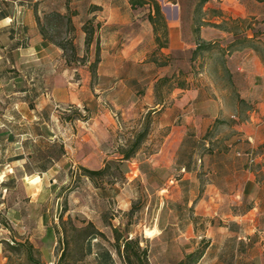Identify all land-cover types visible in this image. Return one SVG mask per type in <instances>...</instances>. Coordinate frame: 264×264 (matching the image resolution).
I'll list each match as a JSON object with an SVG mask.
<instances>
[{
    "label": "crops",
    "instance_id": "1",
    "mask_svg": "<svg viewBox=\"0 0 264 264\" xmlns=\"http://www.w3.org/2000/svg\"><path fill=\"white\" fill-rule=\"evenodd\" d=\"M37 1L0 0V104L5 103L6 108L16 107L12 95L27 97L32 93V88H11L17 77L10 64L17 60V51L26 61L31 47L43 41L37 31L33 35L34 30H38L37 9L33 7V2ZM61 1L46 0L44 3H48L51 10L62 13L66 12L67 6L76 10L72 19L80 28L85 20L94 18L95 23H99L96 35L104 53H108L109 46L113 49L121 45L118 51L121 60L144 62L149 57L147 47L151 46L155 55L167 58V64L161 67L163 70H171L179 60L184 62L178 72L186 81L174 89L179 92V97L171 107H164V102L156 103L152 112L167 111L173 124L178 114L184 122L181 127L172 125L161 146L137 163L138 176L145 188L153 190V195L164 191L163 196L154 199L148 230H156L155 236L164 233L175 239L178 222L189 233L192 222L187 217L193 209L194 215L209 218V231L219 238L222 235L237 241L248 238L247 245L251 247L258 238H264V0H205L201 5L191 4V0H157L168 27L167 45L160 49H157L153 27L148 20L152 11L148 4L132 7L128 0H72L67 5L65 2L58 5ZM41 2L39 0L40 5ZM93 6L98 9H92ZM81 32L84 41L85 34ZM197 41L216 46V49L200 54L202 68L198 74L223 76L222 81L208 85L218 88L227 97L226 93L237 94L235 112L226 114L224 102L209 98L202 102L212 112L191 114L193 105L200 102V88L191 86L186 71L191 70V55ZM56 51L61 53L58 47ZM186 61L188 70H185ZM50 90L54 101L76 102L78 90L74 88ZM242 105L245 110L241 112L239 106ZM32 119L19 117L15 112L9 116L0 113V177L5 178L7 173L20 167L32 180L47 173L67 154L64 140L57 135L47 137L41 132L33 133L29 127L16 130L17 125L26 126ZM215 121L225 127L223 132L207 137L201 133L202 127L211 128ZM191 124L198 128L194 135L186 131ZM46 142H59L65 154L58 160L43 162V167L42 163L33 167L26 162L25 159H32L39 152L35 148ZM197 152H204V155L195 161ZM245 152L257 156V168L248 166ZM186 154L187 159L181 161ZM19 160H23V165L16 163ZM4 182L0 179V186ZM30 185L37 190V196L47 190L41 180ZM238 243L223 247L212 239L197 264H264V245L259 247V253L246 259L244 253L250 248ZM222 249L225 250L222 252ZM0 264H5L4 258L0 259Z\"/></svg>",
    "mask_w": 264,
    "mask_h": 264
},
{
    "label": "rangeland",
    "instance_id": "2",
    "mask_svg": "<svg viewBox=\"0 0 264 264\" xmlns=\"http://www.w3.org/2000/svg\"><path fill=\"white\" fill-rule=\"evenodd\" d=\"M42 1L41 5L39 0L33 2V7L40 11L42 23L47 24L44 11H50L51 6L44 3L46 0ZM68 1L72 0H63L58 5H63V2L67 5ZM194 2L197 3L196 0H191V4ZM51 21L54 27L49 29L50 34L58 42L72 38L79 56L78 61L67 64L63 51L60 49L61 53H57L56 46L45 41L31 47L26 61L19 57L17 51V60L10 64L13 66V75L17 77L11 88H32V93L27 97L12 95L11 99L16 107L6 108L5 103H1L0 113L9 116L15 112L17 116L28 119L35 117L26 126L17 125L16 130L22 131L29 127L33 133L41 132L47 137L57 135L64 140L67 154L47 173L32 180L29 173L23 172L20 167L7 173L5 178L0 177L6 184L5 189L0 186V259L4 258L5 264H36V261L41 264H58L61 249L64 248L62 264H92L97 259L96 254L101 251L111 253L113 264H124L114 248L112 225L117 226L124 234L130 233L132 238L138 237L140 245L147 246L150 264H180L185 256L212 239L223 247H232L238 242L240 246L247 245L248 238L238 241L225 235L219 238V235L209 231V218L194 215L193 209L187 217L192 222L189 233L178 222L176 228L180 231H176L175 239L164 233L155 236L156 230L151 235L147 233L150 231L147 227L151 224L154 199L163 196L164 191L160 195H153V190L145 188V183L138 176L137 163L139 159L150 157L161 146L163 137L171 131L172 125L181 127L184 122L183 117H178V114L173 124L172 116L167 111L152 113L156 103L164 102V107H171L179 97V92L174 89L186 81L182 73L178 72L184 62L179 60L171 70H163L161 67L167 64V58L155 55L151 46L147 47L150 51L146 61L126 62L121 60L118 53L121 45H116L113 49L109 46L108 53H104L100 45V63L96 75L91 77L89 64L95 58L94 41L86 49L85 42L81 39L82 28L73 19L72 31L58 20ZM35 31L38 32L34 30L33 35ZM67 56L71 57L69 48ZM212 60L214 64L215 60ZM187 67L188 61L185 70H188ZM201 68L198 55L192 60L191 70L186 71V78L190 79L191 86L200 88V102L193 105L191 114L197 116L212 112L202 102L209 98L224 102L226 114L235 112L237 94L226 93L227 97L218 88H211L208 84L222 81L223 76L199 75ZM51 88L78 90L76 102L71 104L54 101L50 94ZM75 110L81 116L72 121L66 120L65 117ZM244 110V105L239 106V111ZM216 111L217 109L214 110ZM148 112L151 113L148 135L140 145L138 154L121 162L120 151L128 148L133 137L143 129ZM224 128L215 121L211 128L202 127L201 133L207 137L223 132ZM186 131L187 134L194 135L198 128L191 124ZM46 143L35 149H50L57 153L59 142L52 145ZM29 147L34 150L33 146ZM252 154L255 162L248 163V166L257 168L259 159ZM196 155L195 161L204 152H197ZM184 159H187V154L181 161ZM25 160L35 167L36 157ZM107 161L109 172L105 176L96 179L78 176L79 166L99 169ZM16 163L23 165V160ZM200 176L206 179L203 173ZM40 180L43 186H47V190L37 196V190L30 183ZM88 222H92L104 236L91 241L88 238L91 230L87 226ZM25 239L33 245L32 258H29L24 249L10 247L14 242ZM87 239L91 241V251L84 247ZM255 243L252 247L246 246L250 248L244 253L246 259L259 253V247L264 245V238H258ZM223 250L225 249L221 251Z\"/></svg>",
    "mask_w": 264,
    "mask_h": 264
},
{
    "label": "trees",
    "instance_id": "3",
    "mask_svg": "<svg viewBox=\"0 0 264 264\" xmlns=\"http://www.w3.org/2000/svg\"><path fill=\"white\" fill-rule=\"evenodd\" d=\"M205 0H198L197 4L201 5ZM129 4L132 7L136 6H144L148 4L151 8V12L148 14V20L152 24L153 32L155 34V42L157 45V49H160L162 47H166L167 45V34H168V27L166 24L165 16L162 13L161 5L157 0H128ZM92 9H98L97 6H93ZM76 10H71L67 6L66 12L62 13L55 9H52L50 11L44 12V18L47 20V24L42 23V18L40 17V14L38 12H35L36 15V22H37V28L38 32L41 35L43 41L51 43L61 49L63 51V54L66 58V63L70 64L72 61H78L79 56L77 54L76 46L73 43L72 38L67 39L66 41H56V38L50 34V28L52 29L54 27V24L51 20H58L68 27L69 31L74 30V24L72 22V17L76 15ZM94 18L87 19L83 25H82V31L85 34L84 42L85 47L88 49L90 45L95 43V58L92 62L89 64V72L91 74V77H94L97 72V66L100 63V42L99 37L96 35V32L99 28V23H94ZM198 32V30H195ZM68 48L71 51V57L68 58L67 56V50ZM216 49L215 44L212 43H203L200 41H197L196 47L192 51L191 55V61L197 58L198 55H200L203 51L207 50H214ZM157 62V60H154ZM164 65V64H159ZM183 82L179 85L182 86ZM243 101V100H241ZM150 112L146 115L145 125L143 129L138 132L131 141L128 148L120 151L121 157L119 160H128L132 158L136 152L138 151L140 145L144 142L145 138L148 135L149 125H150ZM80 112L78 110L70 112L65 119L68 121H72L78 117H80ZM54 144V143H53ZM52 145V144H51ZM65 154V150L63 145L59 146V149L57 153H54L52 150H43L35 153L33 155V158H37L36 164L43 162H51L52 160H58L61 158V156ZM79 177H85L89 179H96L100 178L106 175V173L109 172L108 168V161L105 163V165L99 169H89L84 166H79ZM5 182L1 184V187H5ZM87 226L91 229L88 233V238H91L92 240H95L97 237L101 236L103 237L104 234L99 229H97L92 222H88ZM113 237H114V248L120 255L121 259L123 260L124 264H150L149 262V256H148V248L147 246L143 247L140 245V239L138 237L132 238L130 236V233L124 234L117 226H111ZM47 229V231H49ZM89 239L86 240V243L84 244V247L86 250L89 249L91 251L92 244ZM15 244H12L11 248H18V249H24L28 255L29 258H32V249L33 245L27 240H20L14 242ZM209 245L208 242H204L203 246L201 248L196 249L195 251L189 253L187 256H185L184 259L180 261V264H197L202 256L205 253V250L207 246ZM65 256V250L64 248L61 249L60 256L58 259V264H62V261ZM96 261L92 264H113L112 263V256L110 252L101 251L96 254ZM36 264H41L40 262H35Z\"/></svg>",
    "mask_w": 264,
    "mask_h": 264
},
{
    "label": "built area",
    "instance_id": "4",
    "mask_svg": "<svg viewBox=\"0 0 264 264\" xmlns=\"http://www.w3.org/2000/svg\"><path fill=\"white\" fill-rule=\"evenodd\" d=\"M244 155L247 157L248 163H254L255 162V156L251 152H245Z\"/></svg>",
    "mask_w": 264,
    "mask_h": 264
},
{
    "label": "bare ground",
    "instance_id": "5",
    "mask_svg": "<svg viewBox=\"0 0 264 264\" xmlns=\"http://www.w3.org/2000/svg\"><path fill=\"white\" fill-rule=\"evenodd\" d=\"M148 235H151L152 234V231H147Z\"/></svg>",
    "mask_w": 264,
    "mask_h": 264
}]
</instances>
